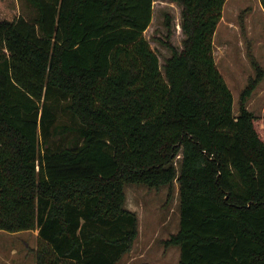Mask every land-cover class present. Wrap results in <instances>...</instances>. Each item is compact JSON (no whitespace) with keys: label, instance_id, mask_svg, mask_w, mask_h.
Returning <instances> with one entry per match:
<instances>
[{"label":"trees","instance_id":"obj_1","mask_svg":"<svg viewBox=\"0 0 264 264\" xmlns=\"http://www.w3.org/2000/svg\"><path fill=\"white\" fill-rule=\"evenodd\" d=\"M155 0H27L0 19V230L38 229L35 264H115L139 235L126 183L178 182L179 264H264V118L221 73L227 0L181 6L182 48L144 35ZM264 7V0H260ZM170 15L167 37L171 34Z\"/></svg>","mask_w":264,"mask_h":264},{"label":"rangeland","instance_id":"obj_2","mask_svg":"<svg viewBox=\"0 0 264 264\" xmlns=\"http://www.w3.org/2000/svg\"><path fill=\"white\" fill-rule=\"evenodd\" d=\"M35 10L27 0H0V19L30 17ZM172 17L170 38L167 16ZM181 6L172 0H155L153 19L144 35L159 54L161 63L172 54L163 42L170 40L178 49L184 38ZM163 42H162V41ZM216 63L234 95L238 112L239 98L249 79L256 75L253 59L264 68V7L260 0H227L213 39ZM251 110L264 118V78L249 99ZM248 102V103H249ZM126 206L139 217V235L130 251L115 264H179L181 247L165 241L180 229L178 182L151 188L126 183ZM38 229L0 230V264H35Z\"/></svg>","mask_w":264,"mask_h":264},{"label":"crops","instance_id":"obj_3","mask_svg":"<svg viewBox=\"0 0 264 264\" xmlns=\"http://www.w3.org/2000/svg\"><path fill=\"white\" fill-rule=\"evenodd\" d=\"M248 107L251 109V102L248 103ZM264 108V107H263Z\"/></svg>","mask_w":264,"mask_h":264}]
</instances>
